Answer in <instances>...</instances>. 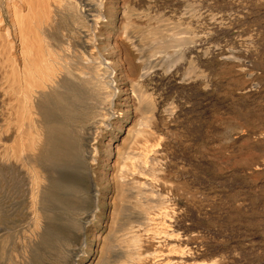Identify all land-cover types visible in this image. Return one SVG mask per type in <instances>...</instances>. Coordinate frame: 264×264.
Returning <instances> with one entry per match:
<instances>
[{
    "label": "bare ground",
    "instance_id": "1",
    "mask_svg": "<svg viewBox=\"0 0 264 264\" xmlns=\"http://www.w3.org/2000/svg\"><path fill=\"white\" fill-rule=\"evenodd\" d=\"M218 1L207 0L206 9L192 0L174 3L178 8L181 4L186 17L182 22L173 21L175 17L167 21L159 7L152 13V0H0V264H226L224 255L197 261L209 248L206 239L202 243L205 231L187 217L178 193H158L153 199L154 179L164 169L159 147L179 113L177 102L162 101L158 85L157 91L146 87L159 76L160 81L172 78L176 87L202 94L212 91L216 75V80L224 78L221 93L227 101L221 112L225 109L231 140L225 144L230 154L243 153L239 161L249 162L244 180L264 176V0ZM250 15L251 20L240 22ZM219 32L228 35L224 45L215 36ZM248 53L254 62L246 59ZM184 59L179 74L178 62ZM99 128L133 132L129 140L125 134L115 144L103 143L107 155L113 149L120 155L121 145L129 147L135 134L146 138L141 148L122 150L117 169L102 173L110 199L115 198L112 205L109 200L105 220L96 212L98 192L89 194L82 184L85 173L99 168L100 140L92 136ZM262 183L256 184L260 188ZM177 189L193 194L187 187ZM88 208L96 209L87 221L81 215L88 214ZM123 210L137 212L138 223L130 234L117 233L116 220ZM130 216H124L122 225ZM247 217L250 225L254 219ZM257 220L252 222L256 228L262 222L261 217ZM100 221L104 229H89V222ZM261 224L256 247L264 257ZM75 254L80 256L74 259Z\"/></svg>",
    "mask_w": 264,
    "mask_h": 264
},
{
    "label": "rangeland",
    "instance_id": "2",
    "mask_svg": "<svg viewBox=\"0 0 264 264\" xmlns=\"http://www.w3.org/2000/svg\"><path fill=\"white\" fill-rule=\"evenodd\" d=\"M152 1H153V6H152V3H151V6H152V8L150 9L151 12H152V10H153V12L154 11H157L158 10L157 7H159L160 8L159 9L160 10L159 11L160 13H162V14L163 13H166L167 14V15H165V14L162 15V17L165 18L167 21L173 20L174 17H175V19L173 21L178 20V19H182L183 20L182 22H184V20H186L185 19L186 17L183 16L184 14L181 12L182 9L180 10V8H182L181 7V4H183V3H181L182 0H180V1L177 0V1H179V3H181L180 4V8H178L179 3L176 2V0H174V2L172 0H156V1L155 0H152ZM192 1H194L195 3H198L199 2V4L202 5V6L204 5L205 6V9L207 7L206 6L207 0H192ZM208 1L210 2V0H208ZM220 1H221L222 4L224 3V0H220ZM220 1H218V2H220ZM157 2H159L160 4L157 3ZM170 2H171V4H170ZM183 2H184V0H183ZM209 2H208V4H209ZM174 3L175 4L178 3V5L176 6ZM172 4H174V5H172ZM212 4H215V2H213ZM212 4H211V6H212ZM218 4H220V3H218ZM162 5H164V6H162ZM202 6H199L198 5L199 8L201 7V10H204V7H202ZM211 6H208V7H211ZM163 7L165 8V10L167 9L166 10L167 12L163 11V9H164ZM173 7H175V10L176 11L174 10ZM173 14H175V15H173ZM178 14L180 15V17H179ZM253 17H254L253 15L252 16L250 15V18L249 17L248 18H245L243 21H240V22L241 23L248 22V20H251ZM179 21L181 22V20H179ZM215 36H217L219 38V40H221L220 43L223 44V45H224V42H222V41H228L227 40L228 39V35L225 32H219L218 34H215ZM224 39H226V40H224ZM248 55H247L248 57H246V59H249L248 61H250V62H254L253 61L254 58H252V56L249 53H248ZM251 58H252V60H251ZM182 61L183 60H181V62L180 61L178 62V66H179L178 67L179 68V71L178 72H179V74L182 73L181 70H183L184 69L183 67L186 66L185 64L187 63V59L185 61H183L184 63ZM252 65H253V63H252ZM253 70H257V69L253 68ZM217 77H219V75H216V77L214 79L212 91L211 92H208V93H202V94L200 92H197L195 89H190L189 87L188 88L187 87H184L183 88V87L178 86L179 87L178 88V87H176L177 86L176 85L177 83H174L173 82L174 80L172 78H166V77L165 78L164 77H161L162 79L160 81V77L159 76H157V77L155 76L153 78V81L155 82V84L151 80L152 82L149 83V85L148 84L146 85V87L148 89L151 88L150 90L156 89V91H157L159 89V91H158L159 92V97L161 96L160 98H162V101H164V100L165 101L166 100L167 101H170V99H172V100H174L175 103L177 102L176 103V104H178V112L177 113H179L178 114V119L176 120L177 122L175 121L174 125L170 126L169 130H165L164 131V136L166 135L165 137L167 138V139L165 138L166 141L164 139V142H166L167 145L165 143V145H166L165 146L164 143H163V146L162 147H159V148H161L160 149V152H159L160 153L159 158L161 157V160L162 161L164 160L163 161L164 169H163L162 172H159L158 173V175L156 176L157 178L154 179L156 181L153 180L154 183L157 182L155 184V188L157 190H159V191L156 190V193L153 191V193L156 194V195L155 194L154 195L152 194L153 195V199H156L157 198L158 193L161 194V195H168L170 193L171 194L178 193L179 196H178L177 200L179 202L177 200L176 201L179 203V205H182V207H185L186 208V211H185L186 214L189 212V214L187 215V217L190 215L189 218L194 219L193 220V223L194 224L196 223L195 227L200 232L205 231L204 233H201V235H202V243H205V241L207 240L206 241V244H207L206 246H208L209 248L207 250V253L201 255L198 258L197 261L201 262V261L207 260L209 258H211V259L213 258L214 259V258H217L219 256L221 257L222 255H224L225 256V259L227 260L226 264H228V263H230V264H234V263L235 264H264V257L261 256V255H258L259 253H257L258 252V249L256 247L257 246V243H258L256 241H258L257 238H259V235H260V234H258V233H260L258 231L261 228L260 227V224L263 223L261 225L264 226V220H263L264 219L263 218L264 217V208H263L264 207V196H263L264 195L263 194L264 193V189H261V188L264 187V185H263V187L260 186V188L258 186L259 183H260V185L263 184L262 182H264V176H263L264 174H262L263 177H261L259 175L258 178L254 182L253 181L248 182L247 179L244 180V178H243L244 170H245V168L248 167L249 162L243 164L244 161H241L243 159V156H244L243 153H239V154L242 155L240 157V158H242L240 161L238 159V157H239L238 152H237V154H236V152L235 153L233 152L231 154L229 153V151H230L229 149H231V147L228 146L227 144H230L229 142H231V140H230V138L227 137L228 134H227V131H226V129H227L226 127H227V125H229L228 124L229 123V120L226 119V117H225V109H223V111H222L223 113L221 112L222 108H225L226 101H227V96L224 93H221L222 91L224 92V90H225V88H224L225 87L224 86L225 79L223 77H221L223 79L220 80L219 79L220 77H219L216 80ZM155 78H157V79H155ZM156 80L157 81L159 80V81L157 82ZM150 84H152L153 86L151 85V87H149ZM155 85L156 86L158 85L159 88L157 89L158 86L156 87ZM152 87H155V88H152ZM162 93H163V95H162ZM224 95H225V97H222ZM219 100H220V104H219ZM183 102H185V103H183ZM222 105H223V107L221 108ZM214 112H215V114H214ZM217 112L220 113V115ZM216 115H219L220 117L219 116H216ZM223 115H224V117H223ZM180 117H182V118H180ZM136 125H137V127L140 126V124H136ZM222 128H224V130ZM200 129H201V131H200ZM92 131H93L92 136L93 137L96 136L100 140V143L98 144V151H99V149H100V151L98 152L99 154H98L97 161L98 162L101 161V160L102 161H101V163L100 162L99 163L98 162L95 163L96 166H99V168H97L96 172H94V173L91 172V174L90 173H85L84 174L83 179H82V184H83V187L85 189L89 190V194H96V192H98L97 196H98V198L100 200L98 201V205H97L98 206V210L96 212H101L102 213L101 216H103L102 218H103V220H105L110 215L109 214L110 213V207H108V206H110L109 203H110V201H113L111 203V205H112L115 202V200H113L114 197L112 199H110L111 198L110 197L111 196L110 194L112 192H111L110 189H108L107 187L104 186L105 185L103 183L104 181L101 179L102 173H106L107 174L110 171L114 170L115 168L117 169L118 165H120V163L122 161V158H123L121 155H123L125 153V152L123 153V151L124 150H129V151L131 150L132 151L133 147H134V150H136L135 147L139 148V146H140V148H141V143L144 144L146 138L145 139H142V137L144 138V136H142L141 134H137V135L135 134V137H134L135 138V141L134 142H131L129 147H126L124 149V146L121 145L122 146L121 147L122 150L123 149L124 150L123 151L120 150L121 151V154L120 155H117V153H115L114 149L111 152L112 155L111 154L110 155H107V154H105L106 152H104V150H103L104 147H105L104 144L107 141H110L113 144H115L116 142L119 141L118 138L120 139L122 136H124L126 134V130L125 129H123L121 131L113 130V133L114 132H118L117 133V137L114 136L113 133H111V131L108 130V129H101L100 130V128H99V129H93ZM94 131H96V133ZM123 131H125V132H123ZM223 131H224V133H222ZM225 132H226V136H225ZM129 133L130 134H126V138L127 139L128 138L129 139L132 138V135H133L132 133L133 132L132 133L129 132ZM139 135H141V136H139ZM223 135H224V138H227V139H223L222 138ZM99 136L101 137V139H100ZM177 136H178V139H177ZM233 136H235V135H233ZM204 138L205 139L207 138V139L205 140ZM220 138H221L222 141L220 140ZM228 139H229V141H228ZM142 140H144V142ZM172 142H174V143H172ZM211 142H212V144H210ZM225 143H227V144H225ZM125 144L126 143H124V145ZM215 144H217L218 146L215 145ZM220 145H221V147H220ZM213 146H214V148H213ZM208 147H210V148L207 149ZM219 147L221 148V150L219 149ZM162 149H164V150H162ZM206 149L209 150L210 153H208L209 151H207ZM214 149H216V150H214ZM226 149H227V151H226ZM204 151H205V153H204ZM217 151H219L218 154H219V157L220 158L217 157L218 156ZM224 151H226V152H224ZM171 152H172L173 156L171 155ZM194 152H195V154H194ZM211 152H213L214 154L213 153L211 154ZM209 154H211V155L209 156ZM169 156L171 157V159H170ZM204 156H205V158H202L201 159V157H204ZM208 157L211 160H209ZM205 160L208 161V162L206 163ZM237 160H238V162H236ZM107 161H109V162H107ZM165 162H166V165L168 164L167 166L165 165ZM110 164H111V166H110ZM113 164L116 165V166H114ZM208 164H209V166H206ZM107 165H108V167H107ZM242 165H243V167H242ZM102 167L104 169H106V170H104ZM167 167H168V169H167ZM215 168H217V170H215ZM161 175L163 176V178H162ZM130 176L131 175H129L128 177H130ZM197 177H198V179H197ZM225 177L226 178L228 177V178L226 179ZM87 178H88V182H87ZM92 178H93V180H92ZM148 178H150V176ZM216 178H217V180H216ZM140 179L143 180V178H141V177H140ZM158 179H160V180H158ZM161 179L162 180H165V182L164 181L161 182ZM182 179H183L184 182L183 181H180ZM89 180H91V182L93 181V183L94 182L95 183L92 184ZM186 181H188L189 186H188V183ZM191 182L193 184H195V185H193ZM247 182H248V184H250V185H248L249 188L247 186ZM185 183H187V184L185 185ZM256 183H258V184H256ZM156 185L157 186L159 185V186L156 187ZM100 186L102 187V189H100ZM166 187L167 188L170 187V189L167 190ZM177 187L178 188L179 187H183V188H186L187 187V189L190 188L189 191H192L193 194L192 195H190V194H184V193L180 192L182 189L179 190V189H177ZM251 187H253V188H251ZM254 187H256V188H254ZM192 188H193L194 191L192 190ZM211 188H213V189H211ZM246 188L249 189V190H247ZM95 189H96V191H95ZM243 189H245V190H243ZM160 190L163 193L162 192L160 193ZM262 190H263V192H262ZM229 192H230L231 195H229ZM244 192H245V194H243ZM233 195H236V196H233ZM257 195H258L259 198L257 197ZM207 196H209V197H207ZM101 197H102V200H101ZM260 197H262L263 199L260 198ZM193 199H195V200L192 202ZM230 199H232V200H230ZM198 200H200V201H198ZM187 201H188L189 204L187 203ZM245 202H246V204H244ZM193 204L196 207L198 205L199 208L196 209V207ZM248 204H250L251 207ZM201 205H203V206H201ZM218 205L219 206L221 205V206L219 207ZM242 205H246V207L245 206H242ZM200 206H201V208H200ZM212 206H213V208H212ZM240 206L242 207V209L239 208ZM90 207H92V205H90ZM215 207H217V208H215ZM193 208H195V210H198L199 209L200 212L203 210L201 212V215L204 213L202 215V217H201V215L199 216V213L200 212H197L196 211L198 213V214H196V212H195V210H193ZM88 209L90 210V211H88V214H87V212H85L84 214L81 215L83 217L86 216V220L87 221L90 219V216L88 217V215L91 214V213H93L94 212L93 210H95L96 208H93L92 210H91V208H88ZM256 209H257V211H256ZM262 209H263V211H262ZM204 210H205V212H204ZM259 210H261V211H259ZM207 211L210 212V213H208ZM218 211H221V212H218ZM104 212H105V214H104ZM205 214H207V215H205ZM249 214H252V215H249ZM124 216L125 217L126 216L127 217L130 216V221L126 225H122V223L127 218V217L125 218ZM133 216H135V219H134ZM192 216H194V217H192ZM246 217H247V219L249 218L250 220L254 219L251 222H249L250 225L247 224L248 222L246 223ZM257 217H259V218L261 217V220H262V222L260 221V224H258L260 228L259 227L256 228L255 225H254L255 223H252V222H258ZM131 218L134 221H132ZM136 219H137V212L136 211H132V210L131 211H129V210H123V211H121L120 214L118 215V219L116 220L117 221V233L118 234H121V232H122V233L128 234L127 232H129V234H130L131 233V230H132L131 227L132 226L134 227V225H137V223H138L137 221H135ZM249 219L247 221H250ZM255 220H257V221H255ZM101 224L103 226H101ZM128 224H129V226H128ZM94 225L96 226V228L104 229V221H102V222L100 221V223H98V222H91L90 223L89 222L88 227H91V228H89L91 231H94L95 230V228H94L95 226ZM97 225H98V227H97ZM100 227H102V228H100ZM203 234H205L206 236L205 235L203 236ZM90 238H92V236ZM203 239H206V240L203 241ZM249 248H251V249H249ZM256 249H257V251H255ZM91 253H93V252H90L87 255L89 256V254H91ZM87 255H86V257H87ZM79 256L80 255L75 254L74 255V259H77V257H79ZM73 264H76V263L74 262ZM144 264H150V263L147 262V263H144Z\"/></svg>",
    "mask_w": 264,
    "mask_h": 264
}]
</instances>
